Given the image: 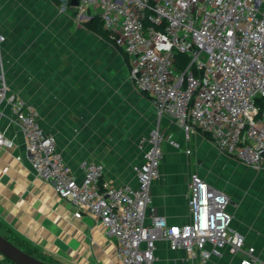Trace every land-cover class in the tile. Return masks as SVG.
<instances>
[{"label": "built area", "instance_id": "2783aa9c", "mask_svg": "<svg viewBox=\"0 0 264 264\" xmlns=\"http://www.w3.org/2000/svg\"><path fill=\"white\" fill-rule=\"evenodd\" d=\"M59 2L62 10L72 7V0ZM75 11L79 20L99 16L159 120L139 139L143 159L133 167L137 185H113L104 165L90 160L82 162L79 180L56 135L42 127L36 107L9 93L1 54L6 38L0 33V113L9 104L38 177L71 201L76 217L92 215L117 239L118 264H154L163 240L173 250H185L196 264L225 251L242 252L239 264H264L234 227L228 193L197 172L188 182L189 221L171 224L159 215L148 221L165 145L193 152L163 129V119L183 131L186 141L199 129L221 152L264 170V0H78ZM177 54L186 58L183 67ZM5 143L0 133V148Z\"/></svg>", "mask_w": 264, "mask_h": 264}, {"label": "crops", "instance_id": "0c3cea01", "mask_svg": "<svg viewBox=\"0 0 264 264\" xmlns=\"http://www.w3.org/2000/svg\"><path fill=\"white\" fill-rule=\"evenodd\" d=\"M75 12L73 7L61 11L53 0H0V33L6 38L1 54L9 93L36 107L42 127L56 135L59 151L79 180L84 176L82 162L90 160L104 165L105 179L113 185H137L133 167L143 159L139 139L158 122L156 108L130 79L124 53L85 26L93 15L79 20ZM162 127L193 152L165 145L161 175L151 187L154 203L148 221L159 215L171 224H183L190 219L191 173L216 184L192 159L196 143L200 150L214 143L199 129L186 141L184 132L167 119ZM0 133L6 139L0 148V233L52 264H118L117 239L92 215L76 217L71 201L38 177L9 104L0 113ZM222 154L234 158L240 168L256 171ZM247 177L249 182L256 179L253 173ZM220 187L231 198L234 227L246 235L245 247L254 246L264 259V190L243 195ZM243 256L225 251L206 264H239ZM154 264L196 262L163 240Z\"/></svg>", "mask_w": 264, "mask_h": 264}, {"label": "rangeland", "instance_id": "374dc122", "mask_svg": "<svg viewBox=\"0 0 264 264\" xmlns=\"http://www.w3.org/2000/svg\"><path fill=\"white\" fill-rule=\"evenodd\" d=\"M127 62L128 61L125 58V64H127ZM126 92L128 93L129 91ZM126 115H128L127 111H125V116ZM143 119L145 120V118ZM145 124L148 125L147 121ZM152 126L153 125L151 124L148 127L151 128ZM208 142L210 143V141ZM198 143L200 144L202 141L200 140ZM210 145L212 146L211 149H209L208 146L207 148L200 150L196 143V152L195 155L192 156V159L195 161L194 163L197 165L199 172L205 173V176L215 181L216 184L228 188L229 190L241 192L243 195L250 194L251 192L249 191L260 192L261 190H264V171L252 172L249 170L248 172L246 169L240 168V164L232 160L234 158L231 157V159L229 158L230 156L228 157L222 154L214 144L211 143ZM252 173L253 175H256V179L249 182L247 175ZM13 239L15 238L13 237ZM33 253L45 258L44 255L38 251L33 250ZM3 259H5L6 262L5 260L3 261ZM8 262L9 260L0 254V264H7Z\"/></svg>", "mask_w": 264, "mask_h": 264}, {"label": "water", "instance_id": "95a60500", "mask_svg": "<svg viewBox=\"0 0 264 264\" xmlns=\"http://www.w3.org/2000/svg\"><path fill=\"white\" fill-rule=\"evenodd\" d=\"M77 5L78 0H72V7L75 8ZM0 254L15 264H51L25 251L1 233Z\"/></svg>", "mask_w": 264, "mask_h": 264}, {"label": "trees", "instance_id": "16d2710c", "mask_svg": "<svg viewBox=\"0 0 264 264\" xmlns=\"http://www.w3.org/2000/svg\"><path fill=\"white\" fill-rule=\"evenodd\" d=\"M53 1H54L56 4H58V5H59V3H60L59 0H53ZM85 26H86L89 30H91V31H93V32H95V33H97V34H98L99 36H101L102 38H104V39H106V40H108V41H110V42L113 43V41L111 40V37H110V32L104 27L103 22H102V20L99 18L98 15L93 16L89 21L85 22ZM113 45L116 46L115 43H113ZM118 48L120 49L121 52L124 53L123 48H121V47H118ZM176 62H177V64H178L179 66L183 67L184 64H185V62H186V58H185L184 56L180 55V54H177ZM205 135L208 136V137L210 138V135H209V134L205 133ZM5 237H6V236H5ZM7 238H8L9 240H11L13 243H15V244L17 245V243L14 241L13 238H10V237H7ZM19 247H20V246H19ZM27 252H29L30 254H32V255H34V256H36V257L42 259V257H40V256H38V255H35L32 251H27ZM42 260H43V259H42ZM44 261H46V260H44ZM46 262H48V261H46ZM48 263H50V262H48ZM51 264H52V263H51Z\"/></svg>", "mask_w": 264, "mask_h": 264}]
</instances>
